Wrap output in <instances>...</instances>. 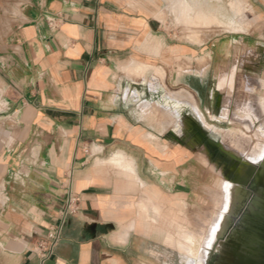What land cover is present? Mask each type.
<instances>
[{
    "label": "crops",
    "instance_id": "1",
    "mask_svg": "<svg viewBox=\"0 0 264 264\" xmlns=\"http://www.w3.org/2000/svg\"><path fill=\"white\" fill-rule=\"evenodd\" d=\"M193 1L233 15L230 0ZM241 1L250 26L230 33L251 46L248 36L264 39V0ZM171 2L0 0V264H174L144 226L191 194L190 128L171 114L163 126L158 104L173 109L185 89L218 117L222 91L206 85L227 54L212 43L204 66ZM179 105L180 119L202 123L190 101ZM70 192L77 211L42 262L35 247Z\"/></svg>",
    "mask_w": 264,
    "mask_h": 264
},
{
    "label": "rangeland",
    "instance_id": "2",
    "mask_svg": "<svg viewBox=\"0 0 264 264\" xmlns=\"http://www.w3.org/2000/svg\"><path fill=\"white\" fill-rule=\"evenodd\" d=\"M208 6L221 9L219 5ZM228 6L235 21L231 25L224 24L217 17L204 18L202 12L194 13L190 0L171 2L176 27L186 31V34L178 36L203 44L200 61L204 66L208 68L210 64L212 43L223 54H227L224 66L215 69L206 85L209 90L218 86L222 91V109L218 117L214 114L204 116L192 94L185 89L174 91V100L179 104L183 99L190 101L202 123L195 118L193 123L178 118L179 104L173 109L158 104L157 110L163 126H166V115L171 114L175 117L176 128H180L181 124L190 128V131L186 130V137H189L191 143L192 178L187 187L191 194L185 201L177 200L174 207H171L173 209L161 210L158 224L144 226L146 234L159 241L163 248L168 246L174 264H181L182 255L184 263L194 262L200 255L204 256V264L219 261L220 253L228 248L226 237L221 236L220 227L233 217L238 207L237 187L241 188L240 192L246 189L244 180L252 175L253 166H257V146L264 148V49L254 46L257 42H264V39L260 34L248 36L253 46L240 43L241 39L236 40L235 37L239 35L230 31H243L250 26L245 12L249 6L241 0H230ZM192 12L194 16L190 17ZM189 59L192 61L193 57ZM144 66L143 63H137L131 69L141 75ZM190 70H193V66ZM157 74L163 77L164 72L159 68ZM239 136H244L245 141L241 137L239 140ZM241 140L244 145L240 143ZM253 148L257 150L253 151ZM146 222L149 223V219Z\"/></svg>",
    "mask_w": 264,
    "mask_h": 264
},
{
    "label": "water",
    "instance_id": "3",
    "mask_svg": "<svg viewBox=\"0 0 264 264\" xmlns=\"http://www.w3.org/2000/svg\"><path fill=\"white\" fill-rule=\"evenodd\" d=\"M253 167L244 180L250 202L239 209L220 264H264V168Z\"/></svg>",
    "mask_w": 264,
    "mask_h": 264
},
{
    "label": "bare ground",
    "instance_id": "4",
    "mask_svg": "<svg viewBox=\"0 0 264 264\" xmlns=\"http://www.w3.org/2000/svg\"><path fill=\"white\" fill-rule=\"evenodd\" d=\"M196 1V0H195ZM211 2L213 1V2H215L214 0H210ZM217 2H221V1H217ZM190 4H191V6H192V11L195 13V12H202L203 13V16H204V18H207V17H217L218 19H220L224 24H226V25H231V24H234L235 23V21H234V17L233 16H230L229 14H222V16H220V9L218 10V9H214V8H212V7H209V6H205V7H203V6H201V5H199V4H201V2L198 4V3H196V2H194L193 0H190ZM210 5V4H209ZM225 8V7H224ZM225 10V9H224ZM227 11V10H226ZM192 12V14H190V17H193L194 16V13ZM237 26H238V23L236 24ZM160 44V43H159ZM148 71V66L147 65H145L143 68H142V72H141V75L143 76V78L145 77V74H146V72ZM143 78H142V81H143ZM224 81V80H223ZM227 87V86H226ZM231 88V87H230ZM176 98V97H175ZM168 100V99H167ZM166 100V101H167ZM174 106H177L178 104H179V102H177V101H175L174 100ZM230 103V102H229ZM173 105V104H172ZM227 105H228V103H227ZM235 106V105H234ZM230 107H231V105H230ZM232 108H230V110H231ZM175 110V109H174ZM251 110V109H250ZM199 111V110H198ZM233 111H234V109H233ZM179 112V111H178ZM244 112V111H243ZM171 113V112H170ZM172 114H174V113H172ZM198 115V114H197ZM238 115H240V114H238ZM254 115V114H253ZM178 116H180L179 114H178ZM174 117V116H173ZM172 118V117H171ZM170 118V119H171ZM179 118V117H178ZM201 118V117H200ZM202 118H203V116H202ZM174 119H175V117H174ZM171 122V121H170ZM174 122V121H173ZM175 123V122H174ZM242 135V134H241ZM256 135L258 136V134L256 133ZM262 135V134H261ZM237 137V136H236ZM240 137L241 136H239V140H240ZM244 136H242L241 137V139L243 138ZM260 137V136H259ZM238 138V137H237ZM235 139V138H234ZM229 140V139H228ZM232 140V139H231ZM237 140V139H236ZM243 141H245L244 140V138H243ZM263 141V140H262ZM224 142V141H223ZM228 142V141H227ZM233 142V141H232ZM234 142H235V140H234ZM225 143V142H224ZM237 143V142H236ZM240 143H242V140L240 141ZM226 144V143H225ZM228 144V143H227ZM243 145H244V143H242ZM228 146V145H227ZM247 147H249L248 145H246ZM261 145H258L257 146V149L259 148V150L258 151H255V150H257L256 148H253V151H255V152H257L259 155H258V157H257V167H262V168H264V148L263 147H260ZM239 147V146H238ZM251 148V147H250ZM261 148V149H260ZM236 148H234V150H235ZM238 149V148H237ZM233 150V151H234ZM241 150V149H240ZM243 150V149H242ZM245 150V149H244ZM246 150H248V149H246ZM237 151V150H236ZM239 152V151H238ZM240 152H242V151H240ZM235 153H237V152H235ZM119 163V162H118ZM120 164V163H119ZM237 191H236V195H237V203H238V207H237V209H236V211H235V213L233 214V217H231V218H229L228 219V222H226L225 224H223L222 223V225H221V227H220V230H221V236H223V237H226V240H227V246H228V239H229V235H230V233L232 232V230H233V228H234V226H235V224L237 223V220H238V213H239V209L242 207V205L244 204V202H246L247 203V205L249 204V202H250V200L248 201L247 199H248V197H246L247 196V188L246 189H244V190H241V192H240V187L238 186L237 187ZM226 246V245H225ZM228 249V248H227ZM226 250V249H225ZM199 258H197V260L196 261H192V262H185L184 264H204V256L203 255H200V256H198Z\"/></svg>",
    "mask_w": 264,
    "mask_h": 264
},
{
    "label": "built area",
    "instance_id": "5",
    "mask_svg": "<svg viewBox=\"0 0 264 264\" xmlns=\"http://www.w3.org/2000/svg\"><path fill=\"white\" fill-rule=\"evenodd\" d=\"M76 203L77 198L70 192L66 207L62 211V222L51 226L47 234V240H42L36 245L35 252L40 257L42 262L54 254V249L61 240L66 217L77 211Z\"/></svg>",
    "mask_w": 264,
    "mask_h": 264
},
{
    "label": "flooded vegetation",
    "instance_id": "6",
    "mask_svg": "<svg viewBox=\"0 0 264 264\" xmlns=\"http://www.w3.org/2000/svg\"><path fill=\"white\" fill-rule=\"evenodd\" d=\"M222 256H223V252L220 253V258L219 261L215 262L214 264H220L221 260H222ZM234 264V263H233ZM236 264V263H235Z\"/></svg>",
    "mask_w": 264,
    "mask_h": 264
}]
</instances>
